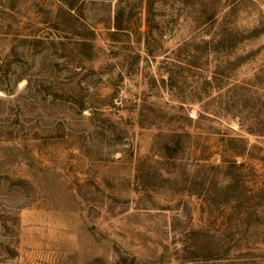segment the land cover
Wrapping results in <instances>:
<instances>
[{
    "label": "rangeland",
    "instance_id": "1",
    "mask_svg": "<svg viewBox=\"0 0 264 264\" xmlns=\"http://www.w3.org/2000/svg\"><path fill=\"white\" fill-rule=\"evenodd\" d=\"M0 264H264V0H0Z\"/></svg>",
    "mask_w": 264,
    "mask_h": 264
},
{
    "label": "trees",
    "instance_id": "2",
    "mask_svg": "<svg viewBox=\"0 0 264 264\" xmlns=\"http://www.w3.org/2000/svg\"><path fill=\"white\" fill-rule=\"evenodd\" d=\"M230 263H232V262H230Z\"/></svg>",
    "mask_w": 264,
    "mask_h": 264
}]
</instances>
